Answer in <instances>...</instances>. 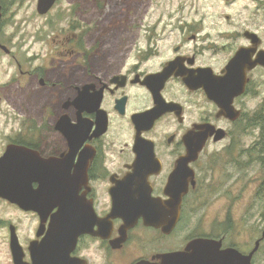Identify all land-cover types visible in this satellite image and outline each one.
<instances>
[{
    "label": "flooded vegetation",
    "instance_id": "af4514ba",
    "mask_svg": "<svg viewBox=\"0 0 264 264\" xmlns=\"http://www.w3.org/2000/svg\"><path fill=\"white\" fill-rule=\"evenodd\" d=\"M18 1L0 0V45L8 47L2 28L8 5ZM35 1L37 18L57 12L45 32L43 63L34 65L31 55V15L28 66L22 48L7 54L31 81L30 93L43 91L46 101L31 111L30 134L9 137L5 150L31 149V204L43 214L0 197L31 214L24 234L5 223L9 247L14 226L32 263V248L51 241L56 217L65 225L57 264H162L200 238L243 254L258 247V264L264 229L232 237L231 209L243 184L240 173L228 179L224 167L259 163L262 176L248 197L264 202V0L181 7L149 25L132 17L135 7L107 17V5L59 7L57 0L42 15ZM11 9L14 19L21 8ZM120 31L140 33L106 38ZM200 132L207 137L196 153Z\"/></svg>",
    "mask_w": 264,
    "mask_h": 264
},
{
    "label": "rangeland",
    "instance_id": "374dc122",
    "mask_svg": "<svg viewBox=\"0 0 264 264\" xmlns=\"http://www.w3.org/2000/svg\"><path fill=\"white\" fill-rule=\"evenodd\" d=\"M6 3L12 0H4ZM35 0H21L14 5H8L6 10V19L4 27L2 28V42L12 50L22 48L21 54L24 68L28 66L27 53L28 49V30H29V17L31 15V55L36 56L33 59L34 65L43 63L47 48V39L45 32L48 31V22L50 19L56 17L57 12L50 15L47 20L45 18H37ZM105 6L112 8L106 14L107 17L114 15H121L122 8L135 7L136 11L132 9V17H137V22L142 24H157L167 21L168 16H175L177 8L181 7H221L220 0H61L58 4L59 7H94ZM11 8H21L18 14L13 19L14 12ZM31 12V14H30ZM96 16V11H92L89 17ZM143 19L139 20L138 18ZM70 17L65 18L59 28H64ZM109 20V19H108ZM130 21V26L136 22ZM48 33V32H47ZM140 31H131L125 33L124 31L114 32L106 38L115 40H122L124 38L134 39L139 36ZM46 39V41H42ZM12 53V54H13ZM32 91L31 81L20 75L17 64L14 62L11 54H7L4 50L0 49V156L5 151V146L9 137L19 135H29L31 128V111L35 113L43 106L46 101V93L43 91L30 93ZM227 161H232L230 156L226 157ZM249 159L244 158L243 161L247 162ZM252 163V162H251ZM250 163V164H251ZM245 164L244 168L237 170L231 164L224 167L228 179L240 173L242 178L243 190L241 200L231 209V234L235 238L239 232H244V237L251 232L264 229V202L260 199L256 203L251 204L249 201V185L255 184L262 176L263 169L259 163ZM248 197V198H247ZM246 203H245V199ZM212 211L219 209L212 207ZM13 221L14 224H19L22 228V233L31 227V214H23L6 204L0 202V264H14L12 254L9 247V234L7 236L4 228L5 223ZM240 223L236 225V222ZM20 228V229H21ZM24 234V233H23ZM258 264H264V252H261L258 259Z\"/></svg>",
    "mask_w": 264,
    "mask_h": 264
},
{
    "label": "water",
    "instance_id": "95a60500",
    "mask_svg": "<svg viewBox=\"0 0 264 264\" xmlns=\"http://www.w3.org/2000/svg\"><path fill=\"white\" fill-rule=\"evenodd\" d=\"M56 1L39 0V13L47 14ZM1 19L2 7L0 4V21ZM0 48L6 53L11 51L5 45H0ZM206 137L203 132L197 134L196 153L202 149ZM0 197L27 211L36 210L43 214L41 205L31 204V149L18 145H8L3 155L0 156ZM11 232L10 249L14 264H57L56 262L59 261L60 240L61 235L65 233V225L56 217L50 225L51 241L49 238H45L38 248H32V263L25 259L26 253L14 226ZM257 248L249 254H243L235 248L221 249V242L219 241L200 238L189 243L187 251L165 255L162 264H252V258ZM138 264L157 263L142 261Z\"/></svg>",
    "mask_w": 264,
    "mask_h": 264
},
{
    "label": "trees",
    "instance_id": "16d2710c",
    "mask_svg": "<svg viewBox=\"0 0 264 264\" xmlns=\"http://www.w3.org/2000/svg\"><path fill=\"white\" fill-rule=\"evenodd\" d=\"M260 197H261L262 199H264V188H263L262 190H260Z\"/></svg>",
    "mask_w": 264,
    "mask_h": 264
}]
</instances>
